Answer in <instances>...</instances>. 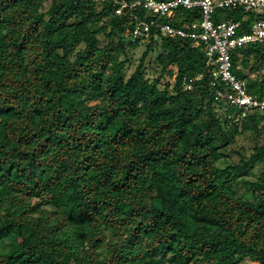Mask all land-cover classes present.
I'll return each mask as SVG.
<instances>
[{
    "label": "trees",
    "instance_id": "obj_1",
    "mask_svg": "<svg viewBox=\"0 0 264 264\" xmlns=\"http://www.w3.org/2000/svg\"><path fill=\"white\" fill-rule=\"evenodd\" d=\"M44 1L0 0V264H264V113L238 123L191 40L133 42L143 10ZM231 60L262 99L264 75H250L264 46ZM240 140L238 161L219 166Z\"/></svg>",
    "mask_w": 264,
    "mask_h": 264
},
{
    "label": "built area",
    "instance_id": "obj_2",
    "mask_svg": "<svg viewBox=\"0 0 264 264\" xmlns=\"http://www.w3.org/2000/svg\"><path fill=\"white\" fill-rule=\"evenodd\" d=\"M96 5L112 3L118 5L115 11L121 15L125 9H141L145 17L134 16V28L129 31L133 42L144 44L153 32L164 37H180L191 40L198 46L207 61L215 82L224 83L231 93L215 91L216 100L240 108L236 121L240 123L248 112L264 113L262 99L250 95L245 89V80H239L232 72L231 51L249 45L264 46V0H91ZM198 10V17L186 21L179 18L170 23L177 10ZM239 12V20L222 19L221 11ZM175 20V18L173 19ZM182 23V24H181ZM246 25V29H244ZM189 89V85H185Z\"/></svg>",
    "mask_w": 264,
    "mask_h": 264
},
{
    "label": "rangeland",
    "instance_id": "obj_3",
    "mask_svg": "<svg viewBox=\"0 0 264 264\" xmlns=\"http://www.w3.org/2000/svg\"><path fill=\"white\" fill-rule=\"evenodd\" d=\"M50 2H51V0H45L43 2V8L46 9ZM219 17L222 18V19H224V18H226V19L233 18L234 20H239L238 14L234 15L229 10L221 11L220 14H219ZM100 39H101V44L103 45L106 41L103 40V37H100ZM81 48H83L82 45L78 46V49H81ZM144 49H145V46L142 45L139 48L135 49L133 52H131V54H129L133 58V62L131 64V66L127 67L124 70L123 76L125 78H127L129 75H131L134 72L135 68L138 66L139 59H140ZM234 51H231V55H232V53ZM156 56H157V50L150 52L148 57L145 59V62H144L145 65L147 67L150 66L152 64V61L156 58ZM121 58L122 57L120 56V59ZM243 61H244L243 57H241L240 55L237 56V62H235V68H236L237 72H239V74L241 76H247L249 74V70H248L247 67L244 66ZM250 65H252V59L250 60ZM157 72L159 74V70L158 69H157ZM231 72H232V70H231ZM261 75H264V60L263 61H258V62L255 63V72L251 73L250 78L254 80V79L259 78ZM236 77L239 80H241V78H239L238 76H236ZM168 82L171 85L173 83V79L169 80ZM218 111H219V113L224 114V112L222 110H218ZM244 143L245 142L243 140H240L239 143H236L233 146H229L226 149L225 158H223L221 161H219L218 165L221 166V167H224L225 165H227L229 163H236L238 161V156L233 151L238 150L239 149V145L240 144H244ZM260 169H261V165L256 164L254 166V168L250 170L249 175H247L244 179H246V180L257 179L258 176H259L258 173H259ZM242 181H239L238 184L236 186H234V193L235 194H239V195H241L243 197H246V198L247 197H251V192L247 189V187L244 184H242ZM243 264H254V263H252L251 261H245Z\"/></svg>",
    "mask_w": 264,
    "mask_h": 264
}]
</instances>
